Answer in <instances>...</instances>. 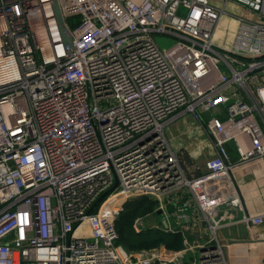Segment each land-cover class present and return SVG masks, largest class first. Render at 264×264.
Listing matches in <instances>:
<instances>
[{"label":"built area","instance_id":"built-area-1","mask_svg":"<svg viewBox=\"0 0 264 264\" xmlns=\"http://www.w3.org/2000/svg\"><path fill=\"white\" fill-rule=\"evenodd\" d=\"M59 5L73 47L51 0H0V264H229L217 211L264 222L234 177L264 158V0ZM186 116L209 140L196 171L168 135ZM141 196L178 222L200 211L213 238L125 256L116 222Z\"/></svg>","mask_w":264,"mask_h":264},{"label":"crops","instance_id":"crops-1","mask_svg":"<svg viewBox=\"0 0 264 264\" xmlns=\"http://www.w3.org/2000/svg\"><path fill=\"white\" fill-rule=\"evenodd\" d=\"M196 123L192 116H186L168 129L173 148L195 171L197 167H203L209 149V140ZM228 149L233 160L237 161L234 145L228 144ZM234 177L246 203V211L264 218V158L236 166ZM215 216L219 225L217 240L223 246L229 264H264V222L259 228L251 230L240 222L243 213L235 209L218 210ZM174 223L192 245L213 238L208 222L201 218L198 210L189 219L183 222L174 219Z\"/></svg>","mask_w":264,"mask_h":264},{"label":"trees","instance_id":"trees-1","mask_svg":"<svg viewBox=\"0 0 264 264\" xmlns=\"http://www.w3.org/2000/svg\"><path fill=\"white\" fill-rule=\"evenodd\" d=\"M159 203L148 197L127 202L116 222L117 243L128 251L151 250L164 245L168 251L179 252L185 248V236L181 231L169 232L161 228H147L136 232L133 228L138 217L158 214ZM184 264H190L186 262Z\"/></svg>","mask_w":264,"mask_h":264},{"label":"rangeland","instance_id":"rangeland-1","mask_svg":"<svg viewBox=\"0 0 264 264\" xmlns=\"http://www.w3.org/2000/svg\"><path fill=\"white\" fill-rule=\"evenodd\" d=\"M219 2V1H218ZM217 2V3H218ZM229 5H228V9H229ZM238 12L242 13V10H238L236 9ZM68 23L71 25V27H74L75 26V23H76V18H70L68 19ZM156 40L157 42L159 43V46L162 48V49H168L170 46H172L176 41H177V38L173 37V36H167V35H160V34H157L156 35ZM221 69L223 70V66H221ZM143 197H146V196H141V197H137V198H134V199H140V198H143ZM150 199H153L151 197H148ZM132 199V200H134ZM154 200V199H153ZM167 218V221L168 223L170 224V226H173L175 227V223H174V219L171 218V217H165V215H162V214H157L155 216H152V215H149L145 218V221L147 223V227L148 228H153V227H156V228H161V227H164L163 226V220ZM165 229V228H164ZM176 231H178L177 229H174ZM170 232V231H169ZM162 246V247H161ZM160 247H158L157 249L161 250L163 249L165 246L164 245H161ZM164 246V247H163ZM124 248V247H122ZM132 252V251H128L126 250L125 252L123 251V254L125 256L129 255V253ZM142 251H137L135 253H141ZM191 257L194 259V260H197L198 258V252L197 251H194L193 252V255H191ZM185 258L187 259L186 261L189 262V258H188V255L185 256ZM191 264V262H189ZM156 264H159V263H156Z\"/></svg>","mask_w":264,"mask_h":264},{"label":"water","instance_id":"water-1","mask_svg":"<svg viewBox=\"0 0 264 264\" xmlns=\"http://www.w3.org/2000/svg\"><path fill=\"white\" fill-rule=\"evenodd\" d=\"M51 4H52L53 12L55 14V18H56L58 26H59V30H60L63 42L66 45H69L70 47H73L74 46L73 38L68 34V29H67V26L65 24V20H64V18L62 16L61 10H60L59 0H51ZM117 184L118 183H116V186H117ZM158 214H162V211L161 210L158 211ZM163 224H164L165 227L168 226V223H167L166 220H163Z\"/></svg>","mask_w":264,"mask_h":264}]
</instances>
